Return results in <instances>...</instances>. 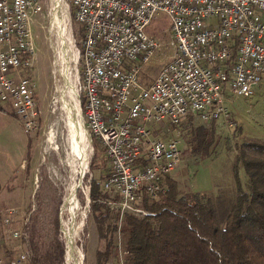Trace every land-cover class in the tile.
I'll return each instance as SVG.
<instances>
[{"label":"built area","instance_id":"built-area-1","mask_svg":"<svg viewBox=\"0 0 264 264\" xmlns=\"http://www.w3.org/2000/svg\"><path fill=\"white\" fill-rule=\"evenodd\" d=\"M46 2L0 0V103L9 105L30 133L37 128L28 74L35 54L32 26ZM63 2L78 27L79 110L109 161L103 187L117 195L102 201L119 218L123 212L144 216L137 207L143 195L165 194L161 180L183 157L177 135L163 138L146 123L169 118L171 127L188 115L202 122L223 120L236 97L254 95L264 77V0ZM157 11L171 21L169 36L161 40L145 31ZM159 50L166 61L144 87L141 70ZM19 213L11 208L2 220L9 236L25 243L31 212ZM29 262L24 247L0 255V264Z\"/></svg>","mask_w":264,"mask_h":264},{"label":"rangeland","instance_id":"rangeland-1","mask_svg":"<svg viewBox=\"0 0 264 264\" xmlns=\"http://www.w3.org/2000/svg\"><path fill=\"white\" fill-rule=\"evenodd\" d=\"M51 4L52 1L47 0L42 12L35 15L32 26L35 54L28 74L36 102V130L28 132L21 118L9 114L10 109L7 105L0 103L8 111V113H0V129H2L0 131V238L3 236L5 238V240L0 239V255L6 257L4 255L6 249L10 256L21 247L27 248L30 254L32 239L39 252L52 251L55 240L58 239L64 243L63 264H67L66 241L62 228L64 224L72 228L75 223L74 213L78 218L83 212V225L75 244L81 264H123L124 252L118 212L113 210L114 219L108 220L112 229L109 234L111 245L107 257L103 254L104 240L100 238L90 213L91 178L100 179L101 189V183L109 170V161L101 144L97 142L94 145L92 137L89 133L85 136L82 129L83 119L77 103L78 94L80 95L77 82L81 76L77 55L78 27L67 5L64 3L65 9H63L57 4V27L52 31L54 23L50 11ZM170 25L168 14L157 11L145 31L161 40L169 36ZM56 52L58 57L60 56L61 64L56 60ZM165 55V51L159 50L157 55L143 66L139 77L142 86L147 87L153 82L166 61ZM60 67L61 71H67L64 83L66 92L77 104L78 117L80 116L81 119L77 118V124L68 114L71 113L70 107L62 104L61 99L58 98L57 85L62 84L58 72ZM231 109L232 112L226 119L213 122H202L199 118L188 115L180 124L171 127L168 126L169 118L146 123L147 128L158 136L167 138L177 135L180 139L183 157L168 175L178 182L180 193L203 192L217 195L220 191L235 193L236 189H241L249 195L250 184L253 182L245 168L247 161L249 171L262 178L261 185L264 187V152L262 156L254 153V146H264V77L255 87L254 95L250 98L236 97ZM201 124L209 131L213 126L209 136L210 145L207 151L193 152L191 147V138L195 134L193 130ZM53 125H56L57 131L62 135L60 139L68 136L67 146H70L80 134L84 135V140L89 141L87 167L82 174L77 175L74 182L78 183L79 187L75 191L74 198L66 206L63 200L71 180L68 166L59 159L63 152L60 141L57 142V147L49 142L52 135L50 129ZM83 127L86 128L84 124ZM110 195L109 198H115L114 194L110 193ZM82 197H85L83 205ZM143 199L137 207L145 210L142 206ZM74 203L79 207L75 209ZM11 208H15L16 213L22 209L24 213L31 212L26 227L28 238L25 243L9 236L7 226L3 223L2 216L4 213H10ZM135 215L140 216V214ZM115 218L118 219L117 222ZM12 225L17 226L18 223L14 222ZM99 250L102 251V256L99 254L98 258ZM70 264L75 263L72 261Z\"/></svg>","mask_w":264,"mask_h":264},{"label":"trees","instance_id":"trees-1","mask_svg":"<svg viewBox=\"0 0 264 264\" xmlns=\"http://www.w3.org/2000/svg\"><path fill=\"white\" fill-rule=\"evenodd\" d=\"M7 107L9 114L15 116L11 107ZM0 111L8 113L1 104ZM212 127L210 131L202 124L195 127L191 138L193 152L207 151ZM91 137L96 145L99 141ZM263 152L264 146H254L255 154L262 156ZM245 168L253 182L249 195L241 189L235 193L220 191L217 195L182 194L175 179L163 177L165 194L143 195L146 215L123 212L119 218L123 264H264V187L262 178L249 171L248 161ZM106 177L101 189L100 179L91 178L89 191L90 213L104 240L105 257L111 245L112 227L108 220L114 219V209L102 201L111 196L103 187ZM114 197L117 200V195ZM81 204H85V197ZM0 239L5 240L4 236ZM31 242L29 264H63V241L57 239L52 251L40 252L34 239ZM4 252L9 256L6 249ZM99 254L102 251H98V258Z\"/></svg>","mask_w":264,"mask_h":264},{"label":"bare ground","instance_id":"bare-ground-1","mask_svg":"<svg viewBox=\"0 0 264 264\" xmlns=\"http://www.w3.org/2000/svg\"><path fill=\"white\" fill-rule=\"evenodd\" d=\"M57 4H59V7H62L63 9H65L63 0L62 2L60 0H52V4L50 8L51 14L53 16V23H54V26H52L53 27L52 31L55 30L57 27V20H58V13H57L58 5ZM53 49L55 51L57 50L54 45H53ZM56 55H57V52H56ZM59 57L58 55L56 56V60H58V63L60 62ZM59 64H61V62ZM58 72L61 75V81H62L61 85H57L58 98L61 99L62 104H66L68 105V107H72L77 112L78 110H77V104H76L75 99L74 98L72 99V97H70V95L66 92V89L64 87V83L67 78V71L66 70L61 71V67H60L58 69ZM77 103H78V100H77ZM77 118L81 120L80 116L78 117V114H77ZM82 122L85 125L83 120ZM83 124H82V129L85 132V136H87L86 133H88V131L86 128L83 127ZM56 125H53L52 126L53 128L50 129V132L52 133V135L49 139V142L53 145H56L57 147V142L60 141L63 152H62V155L59 156V159L63 164H66L69 168V178L71 181L68 184L67 192L63 200V203L65 204L64 206H66V204L70 202L72 198H74L75 191L77 190V187H79L78 183L74 182L77 175L82 174L84 169H86L87 167L88 160H89V150H88L89 141L88 139L84 140L83 139L84 135L80 134L77 138L74 139L73 143L70 146H67L66 143L68 141V138H67L68 136L66 135L64 136L63 139H60V136L62 137V135L57 131ZM55 151L57 153L56 149ZM78 207H79L78 204L74 203V208L76 209ZM74 215H75V223L74 225H72L73 227L69 228L67 225L64 224L62 228L64 232V239L66 241L65 259H66L67 264H70L72 261L75 264H81L77 251L75 249V244L78 238L77 237L78 233L80 232L81 227L83 225L84 213L81 212L78 218L76 217V213H74Z\"/></svg>","mask_w":264,"mask_h":264},{"label":"water","instance_id":"water-1","mask_svg":"<svg viewBox=\"0 0 264 264\" xmlns=\"http://www.w3.org/2000/svg\"><path fill=\"white\" fill-rule=\"evenodd\" d=\"M70 109H71L70 111L71 113H68V114L73 117L75 124H77L78 123V120H77L78 111L76 112L72 107H70Z\"/></svg>","mask_w":264,"mask_h":264},{"label":"crops","instance_id":"crops-1","mask_svg":"<svg viewBox=\"0 0 264 264\" xmlns=\"http://www.w3.org/2000/svg\"><path fill=\"white\" fill-rule=\"evenodd\" d=\"M0 113L2 114L3 112L0 111ZM5 114V113H4ZM3 116V115H2ZM0 131H2V129H0Z\"/></svg>","mask_w":264,"mask_h":264}]
</instances>
